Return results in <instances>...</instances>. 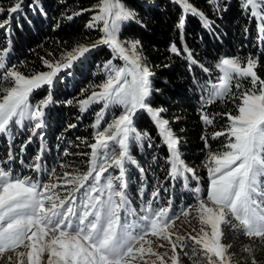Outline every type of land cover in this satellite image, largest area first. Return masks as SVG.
<instances>
[{
	"label": "snow or ice",
	"instance_id": "6c2138e0",
	"mask_svg": "<svg viewBox=\"0 0 264 264\" xmlns=\"http://www.w3.org/2000/svg\"><path fill=\"white\" fill-rule=\"evenodd\" d=\"M173 2L182 9L176 25L182 43L187 15L198 17L205 27H209L208 17L192 5L190 0ZM208 3L217 11L220 10L219 0H208ZM21 7L22 0L10 8V14L17 13ZM96 7L98 13L87 27L92 28L97 22H102L100 30L103 35L97 44L108 46L115 53L113 59L123 60L124 66L118 67L113 64V60H108L104 64L108 75L106 81L99 85L101 90L77 103L81 112H85L91 104L103 102V108L96 113L94 128H100L104 109L110 105H120L122 112L107 127L94 134L95 143L89 145L92 159L87 172L71 179H68L70 174L65 173V183L77 185L75 192L85 189L80 211L73 206L76 203L74 194L61 197L54 191L56 185H40L29 177L14 176L10 169L0 167V256L12 251L17 257L16 264H43L45 254L46 264H134L138 257L143 260L147 252L156 256L160 264H164L162 256L150 247L144 248V244L150 243L146 237L151 234L171 244V264H178L177 243L171 239L175 233L169 231L174 226V219L169 216L168 208L155 211L152 217H141L148 222L147 226L121 223L122 210L132 214V209L128 207L126 184L123 182L125 165L136 163L129 155V141L150 140L147 132L141 134L134 127V118L139 111L143 110L150 116L161 143L168 150V178L187 179L186 174L194 177V170L182 159L178 138L169 120L162 115L167 109L153 107L151 104L153 92H159L160 89L151 86L150 77L154 74L143 64L142 56L136 51L139 41L129 42L126 48L118 39L122 24L135 20V11L121 0H99ZM241 7L260 21L259 30L264 33V0H241ZM7 23V20L0 21V28H4ZM10 51V42L8 47L0 49V93H3L0 95V134L10 135L13 124L23 127V122L28 120L34 122L31 131L36 135V130L43 127L45 109L53 103L51 89L58 74L71 68L73 62L84 57L90 48L79 46L68 54L67 62L63 64L44 61L49 71L30 76L21 73L14 65L8 66ZM169 51L177 56L187 54L190 64L197 63L186 45L181 49L172 43ZM245 61L242 67L240 57H222L216 64L221 73L218 83L211 84L206 100L202 98L203 104H207L228 95L235 96L231 92L233 80L239 89L241 81L250 78L252 89L241 93L238 114L224 113L229 123L225 130L212 134L215 139L224 136L226 132L228 142L223 146L225 150L208 154L205 167L210 182L206 198L198 195V187L192 189L197 194L196 212L201 228L197 236L189 235L188 239L200 245L207 264H231L228 256V248L231 246L222 243V226L231 224L232 219L238 222L232 225L233 228L249 238L264 241V80L255 71L257 61L252 57L245 58ZM200 67L206 73L209 71L202 65ZM44 85L49 88L48 95L32 105L30 97ZM66 103L72 104L73 101ZM201 119L206 125L213 123L203 112ZM110 142L119 146L118 155L110 150ZM148 146L152 147V144L149 142ZM98 156L103 157L102 163H97ZM8 159H13L11 151ZM39 159L37 156L36 160ZM31 167L39 170L38 163ZM113 167L120 170V175L105 177L104 174ZM114 181L118 183L114 184ZM105 193L106 199H101ZM159 195V189L152 192L154 199ZM147 203L151 205L152 200ZM189 214L188 210L181 213L185 217ZM184 239L176 235L181 251L185 247ZM137 244H140L139 248ZM20 247L27 251L16 252ZM245 251L251 250L245 248ZM184 254L189 255L188 252ZM196 255L197 252L193 250L191 256ZM8 259L11 262L12 257ZM194 264H201V261H195ZM252 264H256L254 259Z\"/></svg>",
	"mask_w": 264,
	"mask_h": 264
},
{
	"label": "trees",
	"instance_id": "16d2710c",
	"mask_svg": "<svg viewBox=\"0 0 264 264\" xmlns=\"http://www.w3.org/2000/svg\"><path fill=\"white\" fill-rule=\"evenodd\" d=\"M121 2L135 11L136 18L122 24L118 39L128 43L139 41L136 51L142 56L144 65L154 74L150 77L151 86L160 89L159 92H153L151 104L167 109L162 115L169 120L178 138L182 159L194 170V177L186 174L185 180L183 177L177 180L168 178V150L161 143L150 116L143 110L139 111L134 118V127L141 134H149L154 149H148V142H145L142 151L136 148L139 145L137 143L135 147H129V155L136 163L125 165L123 182L126 184L128 207L132 209V214L122 210L121 223L136 225L142 220L141 217H152L161 208H168L169 216L178 215L180 221L183 217L181 213L197 202L193 188L200 189L198 195L201 198L207 196L209 181L205 162L209 152L225 150L223 146L228 142L226 132L215 139L212 134L225 130L229 122L223 114H238L241 93L252 89L250 78L243 79L239 89L233 80L231 92L235 96L228 95L224 99L203 104L202 98L206 100L209 95V82L219 74L216 64L224 54L240 57L242 65L246 62L245 58L252 57L257 61L255 71L258 77L264 80V33L259 30L260 21L242 9L241 0H219V11L208 0H190L208 17L210 25L205 27L198 17L187 15L183 43L176 27L182 9L173 0ZM17 3H21V0H0V21H8L0 32L1 44L5 48L10 42L7 64L9 67L16 66L26 76L47 72L49 69L44 61L61 63L74 49L102 37V22L92 28L87 27L98 13L96 6L99 0H22L21 9L10 14V8ZM172 43L181 49L186 45L197 63L190 64L187 54H172L169 51ZM84 56L85 70L76 64L68 74L64 71L60 77L65 79V85L62 86L59 77L53 99L65 101L73 91L78 92L79 88H83L85 82L94 77L92 67L97 62L111 59L116 66L122 63L119 58L113 59L115 54L102 44L91 47ZM201 65L209 71L204 72ZM41 89L33 93L30 102L43 99L47 92ZM63 100L60 104L53 101L45 109L43 127L36 130V135L33 132H19L23 127L15 124L11 126L10 135L0 134V167L10 169L14 176L29 177L40 185H56L54 191L61 197H68L74 194L72 190L77 185L66 184L65 173H69L68 179H71L87 172L92 159L89 145L95 143L94 134L100 128L93 127L96 119L79 111L78 104L66 105ZM202 112L213 120L211 125L202 121ZM59 126L67 128V132ZM110 150L117 153V147H113L111 142ZM9 151L13 154L11 160L8 159ZM37 156L40 157L38 161ZM101 161L103 157L98 156L97 163ZM34 163L39 164V170L31 167ZM141 169L144 171L141 172ZM108 175L118 177L120 170L109 168L104 176ZM87 187L88 182L85 183ZM157 189L160 195L154 199L152 192ZM84 190L80 189V195L75 196L76 203L73 206L78 211L82 210ZM149 200H152L151 205L147 203ZM226 229L222 242L231 246L229 249L235 255L237 264H252L253 259L256 264H264V241L249 238L236 228ZM245 248L251 251H245ZM186 252L193 251L189 248Z\"/></svg>",
	"mask_w": 264,
	"mask_h": 264
},
{
	"label": "rangeland",
	"instance_id": "374dc122",
	"mask_svg": "<svg viewBox=\"0 0 264 264\" xmlns=\"http://www.w3.org/2000/svg\"><path fill=\"white\" fill-rule=\"evenodd\" d=\"M95 15H97V13ZM102 27H103V24H102ZM1 29H3V28H0V32H1ZM102 35H103V33H102ZM1 36L2 35H0V49H3L2 44H1ZM122 43L124 44V46L126 48L128 47V44H129L128 42H122ZM94 45L95 46H99L101 44H97V41H95L93 43L84 44V45H81V46H87V47L91 48V47H94ZM129 54H131V53H129ZM222 57H231V56H229L228 54H226V55L224 54V55L221 56V58ZM81 60H82V57L80 59L74 61L71 68H73L76 64H78V67L79 68H81L82 70H85L86 64H85L84 60H82V61ZM121 61H122V63L118 67L124 66V61L123 60H121ZM66 62H67V60L65 58L61 62V64L66 63ZM106 62H97L95 64V66L92 67L93 68L92 69L93 70L92 74L94 76V77H92V80L91 81L89 80L88 82H85V84L83 85V88H79V91L78 92H74L73 91L71 97L67 98V100L64 101L62 99L64 101V104L67 105L68 103H66V102L69 101V100H72L73 101V104L74 105H77L78 104L77 101L86 99L93 92H99L101 90L100 87H99V85L106 81L107 75H108L107 70H105V68H104V64ZM143 64H144V61H143ZM243 66L244 65H242V67ZM71 68L64 69L63 71H61L58 74V77L54 81V87H55V84L57 82V79L61 76V74L64 71H65L66 74H68V72H69V70H71ZM220 75H221V73L219 72L217 78L216 79H213V81L210 83V87H209L210 90H211V84L218 83V77ZM59 79L61 80V84L64 87V85H65V79L64 78L62 79L61 77ZM129 79H131V78L129 77ZM95 82H98V83H95ZM54 87L51 89L52 96L53 97H54ZM41 88H42L41 90H44L45 89L46 92H47V94L43 97V99H44L48 95V93H49V88H48L47 85H44ZM0 95H3V93H0ZM41 100H37L36 99V100H33V102L31 101L30 103L32 105H35V104H37ZM62 100L61 99H57V100L53 99V101H56L57 104H60V102L62 103ZM102 108H103V102L91 104L89 106L88 110L85 111V114L88 115V116H91L92 115L93 116V119H96L97 120L96 113L97 112H100ZM79 111H81L80 110V106H79ZM121 112H122V107L120 105H110L108 108L104 109V113H103L104 118H103L102 121H100V125H101L100 130H102L103 128L107 127V125L109 123H111L117 116H119L121 114ZM33 123L34 122H30L28 120H25L23 122V128L21 127L22 130H20L19 132L24 133V134H28V132L31 133L32 132L31 131V128H32V124ZM59 127L62 129V131H65V133L67 132V128H65L64 126H59ZM69 136H71L70 133H69ZM145 142H148V144H149L150 141L147 140V139L141 140L139 142H137L135 140H130L129 141V147L130 148L135 147V144L137 143L139 145H136V148L139 149L140 151H142L143 150L142 147H143V145H145ZM111 144H112L113 147H117V153L116 154L118 155V153H119V146L117 144H115V143H112V142H111ZM148 149L153 151L154 146L152 145V147H149ZM102 162L103 161H101V163ZM183 179L185 180L184 177H183ZM208 181H209V175H208ZM186 183H188V181H186ZM74 189L72 190V192H74L75 196L76 195H80V193L79 192L76 193L74 191ZM101 199H106V193L101 196ZM78 206L79 205H77V207ZM197 206H198V202H196L194 205H192L188 209V211L190 212L189 216H187V217H185V216L181 217L182 219L180 221H179V216L178 215H175V214L172 215V218L174 219V221L176 223H174L173 228L170 229L169 231L172 232V233H175V235H172L171 236V239H172V241H174V242L177 243L176 254L179 257L178 264H194L195 261H201V264H207V260L204 258L205 254L201 250L200 245H196V244H194V242L192 240L188 239V236L189 235H191V236H197L199 234V231H200V228H201V225L199 224V221L197 219V212H196V207ZM147 223L148 222L143 221V222H140V223H137V224H139L141 226H147ZM237 223L238 222H236L234 219H232L231 224L223 225L222 226L223 233L227 230L226 228H233L232 225L233 224H237ZM130 230H132V229H130ZM176 235H180V236H183L185 238L184 239V242H183L185 244V247H184V250L183 251H181V248L179 247L180 242L179 241H176ZM146 240L149 241L150 243L144 244V248L145 249H147V248L150 247L152 249V251L156 252L157 254H159L160 256L163 257L164 264H171V259L170 258L173 255V252H172V246H171V244H169V242L167 240L159 239L157 237L152 236L151 234H149L146 237ZM141 243H143V242H141ZM160 245H163V246L161 247ZM136 247L139 248L140 247V244H137ZM189 248H191L192 251L195 250L197 252V255L196 256H191V253L192 252H190L189 255H185L184 253ZM26 251H27V249L24 248V247H20V248H17L16 249V252H26ZM232 254H233L232 251L228 248V256L230 257L231 264H237L236 261H235L236 257H235V255H232ZM8 257H12L11 262L9 261ZM24 259L26 261V257ZM46 261H47V255L45 254L44 255V258H43V264H46ZM144 261H147V264H153V261H155V264H160V261L157 260L156 256H153V255H151V254H149L147 252L144 253L143 260H140L139 257H138L136 259V261H134V264H144ZM16 262H17V257L15 255V253L12 252V251L6 252L3 256H0V264H16Z\"/></svg>",
	"mask_w": 264,
	"mask_h": 264
}]
</instances>
